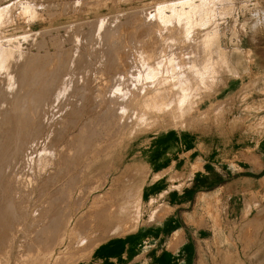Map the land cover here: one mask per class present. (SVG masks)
<instances>
[{"label":"rangeland","instance_id":"obj_1","mask_svg":"<svg viewBox=\"0 0 264 264\" xmlns=\"http://www.w3.org/2000/svg\"><path fill=\"white\" fill-rule=\"evenodd\" d=\"M15 1L0 27V219L13 224L0 264H235L238 255V264H260L264 13L254 16L256 0H235L227 14L219 12L226 1L204 0L207 11L216 5L205 25L202 12L191 25L181 13L198 0ZM25 2L31 13H22ZM161 7L168 23L154 17ZM218 46L233 57L231 70ZM16 91L17 110L2 113ZM10 126L34 133L27 139L41 132L22 158L8 152Z\"/></svg>","mask_w":264,"mask_h":264},{"label":"bare ground","instance_id":"obj_2","mask_svg":"<svg viewBox=\"0 0 264 264\" xmlns=\"http://www.w3.org/2000/svg\"><path fill=\"white\" fill-rule=\"evenodd\" d=\"M199 3L196 4V5H193V3L190 1V2H186L182 5V10H181V13L182 15L185 17V21L188 25H191L194 23L193 21V18H194V15L196 13H200L202 12L201 16L200 17V21H199V24L201 25H205L206 23H209L211 21V19H215V16H213L216 12V5L215 4H212V3H209L207 8H208V11L205 9V7L202 6V4H200V2L203 3L204 0H198ZM219 1H226V6H223L220 8L219 12L220 14H227L228 11L233 8L235 6V0H219ZM17 2V3H16ZM242 2H247V0H242ZM7 4V3H6ZM18 4V1H15V0H10L9 1V5L5 6L4 4H0V27L2 25H4L5 23H7V21L9 20L10 18V13L12 12V9ZM184 5H187L188 7V10L186 11L185 8H184ZM253 7H254V16L257 17L259 14H260V11H262L264 13V1L263 2H260L259 0H256V3L253 4ZM173 11L175 12L176 9L174 8ZM32 12V8L29 4H27V2L24 3V5H22V13H31ZM165 12V7H161L160 10L158 11V14L154 15V17L156 18H160L163 22L165 23H168L169 22V19L171 18L170 16H167L166 14H164ZM207 17H210L209 20H205V18ZM3 21V23L1 24V22ZM260 19L258 18H254V21L253 23H259ZM0 33H2V31L0 30ZM221 36V33H219L217 35V38L216 39H219V37ZM215 39V37H214ZM12 50H14V48L12 47ZM12 50H9L8 51V55L11 56V54L13 55V52ZM3 53V56H5L4 52H1ZM218 53H219V58H220V61L222 63H224L228 68L229 70H231V66H230V60H232L233 57H230L229 58V52H227V49H223V50H220L219 46H218ZM7 55V53H6ZM240 60V58L236 61L238 62ZM1 61H0V65H1ZM21 66L19 67V64L15 61V60H12L11 61V67L8 69L9 71H11L12 73H14V79L17 80V78L19 79L20 76L18 75V69H20ZM148 69H150V67L148 66ZM151 75V71H148L146 73V77ZM85 79V78H84ZM18 88V87H17ZM18 94V91L14 92L13 95H12V98L9 100V101H5L4 103H2L1 105L3 106V110H2V113L4 114H10L11 112H14L17 110V106H16V103H15V98H16V95ZM187 95L184 93L182 96H181V100H177L178 102V105L180 107H182L183 103H185L187 101ZM152 101L153 100H156V98H152L151 99ZM161 107H166L164 105H160ZM1 108V109H2ZM21 110V113H20V116H22V119H21V122H26L24 120V111L22 108H20ZM11 124L10 120H9V117L7 116H4L3 117V120L1 122V125L2 126H9ZM15 127H7V130L10 131L14 136H15V139L13 141V145L10 146V149L8 150V152H12L14 154H16L19 158L20 154H21V158L23 157V154L24 156L27 154V151H28V147L30 144L36 142L40 137V133L41 132H38V135L36 138L34 139H27L29 138L31 135H33L34 133L30 134L28 137L27 135L29 134V132L26 133V131H17L15 132ZM165 134V133H163ZM27 137V138H26ZM183 136L181 135L180 136V141L182 142L183 144ZM13 155V154H11ZM20 158V160H21ZM132 166H139L138 163H136L135 161L131 163ZM208 165H205L204 167L201 168V171L199 172V176H203V175H206L208 173ZM160 173H157L155 174V178L157 179H160L159 177H161V179L163 178V175H164V169H162L161 171H159ZM163 190H166V188H163ZM162 194V193H160ZM159 194V195H160ZM153 199H151L149 201L152 202ZM11 221V218H7L6 216L2 219H0V246L2 247V243H3V240L5 239L6 235H7V232L11 229L12 227V223L10 222ZM236 262L235 264H238L239 263V260H241V255H238L237 258H236ZM264 260V255L262 257V259L260 261ZM260 264H264V262H260ZM155 264H161L160 262H155Z\"/></svg>","mask_w":264,"mask_h":264},{"label":"crops","instance_id":"obj_3","mask_svg":"<svg viewBox=\"0 0 264 264\" xmlns=\"http://www.w3.org/2000/svg\"><path fill=\"white\" fill-rule=\"evenodd\" d=\"M172 160V157L170 156V158L168 159V161H171ZM167 163V162H166ZM166 163H165V165H166ZM158 168L156 169V172L158 173Z\"/></svg>","mask_w":264,"mask_h":264}]
</instances>
